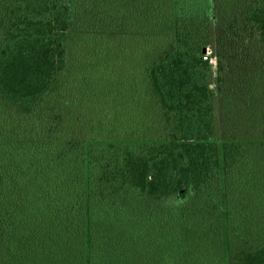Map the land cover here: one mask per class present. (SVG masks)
<instances>
[{
    "label": "trees",
    "instance_id": "1",
    "mask_svg": "<svg viewBox=\"0 0 264 264\" xmlns=\"http://www.w3.org/2000/svg\"><path fill=\"white\" fill-rule=\"evenodd\" d=\"M0 264H264V0H0Z\"/></svg>",
    "mask_w": 264,
    "mask_h": 264
},
{
    "label": "rangeland",
    "instance_id": "2",
    "mask_svg": "<svg viewBox=\"0 0 264 264\" xmlns=\"http://www.w3.org/2000/svg\"><path fill=\"white\" fill-rule=\"evenodd\" d=\"M245 71L246 70H243L242 73L245 72ZM239 72H241V71H239ZM211 79H212V87L216 91V89H217L216 88V72H215V67L214 66L212 67ZM215 100H216L215 114H216L217 122L219 123V112H218L219 110H218V97H217V94H216V99ZM220 179H221V184H222L224 182V176H222Z\"/></svg>",
    "mask_w": 264,
    "mask_h": 264
},
{
    "label": "built area",
    "instance_id": "3",
    "mask_svg": "<svg viewBox=\"0 0 264 264\" xmlns=\"http://www.w3.org/2000/svg\"><path fill=\"white\" fill-rule=\"evenodd\" d=\"M203 58H205V59L208 58L209 61H210L212 64L215 63V58H214L213 56H210V54H209V50H207V51L204 53Z\"/></svg>",
    "mask_w": 264,
    "mask_h": 264
},
{
    "label": "water",
    "instance_id": "4",
    "mask_svg": "<svg viewBox=\"0 0 264 264\" xmlns=\"http://www.w3.org/2000/svg\"><path fill=\"white\" fill-rule=\"evenodd\" d=\"M205 51H206V48L204 47V48H203V52H205Z\"/></svg>",
    "mask_w": 264,
    "mask_h": 264
}]
</instances>
